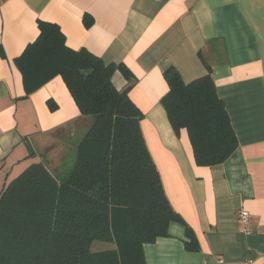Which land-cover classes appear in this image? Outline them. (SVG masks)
<instances>
[{
  "label": "crops",
  "instance_id": "1",
  "mask_svg": "<svg viewBox=\"0 0 264 264\" xmlns=\"http://www.w3.org/2000/svg\"><path fill=\"white\" fill-rule=\"evenodd\" d=\"M39 20L58 24L68 46L132 74L116 69L112 82L131 84L166 195L199 245L187 250L186 225L171 222L169 236L144 244L146 262L264 264V0H0V193L37 162L60 164L54 132L87 123L61 75L26 94L15 59L38 37ZM208 66L239 146L224 163L199 166L162 104L164 72L174 67L190 82ZM240 209L251 214L249 233Z\"/></svg>",
  "mask_w": 264,
  "mask_h": 264
},
{
  "label": "trees",
  "instance_id": "2",
  "mask_svg": "<svg viewBox=\"0 0 264 264\" xmlns=\"http://www.w3.org/2000/svg\"><path fill=\"white\" fill-rule=\"evenodd\" d=\"M84 21L93 22L88 14ZM38 26L36 40L15 59L26 94L61 75L87 123L82 134L78 129L70 167L37 162L1 191L0 264H149L144 244L169 236L171 222H186L166 195L142 131L144 114L128 95L131 84L118 89L112 82L116 69L130 81L132 74L68 46L58 24ZM164 77L162 104L174 131L186 130L196 164L227 161L239 140L211 67L190 82L174 67ZM186 230V249L199 250ZM96 241L115 246L95 250Z\"/></svg>",
  "mask_w": 264,
  "mask_h": 264
},
{
  "label": "rangeland",
  "instance_id": "3",
  "mask_svg": "<svg viewBox=\"0 0 264 264\" xmlns=\"http://www.w3.org/2000/svg\"><path fill=\"white\" fill-rule=\"evenodd\" d=\"M78 129L81 134L85 131L83 128H78V124H76V126L70 129L58 130L54 132V145H52L51 150L54 154L61 155L62 158L59 162L60 164H57V166L53 165V169L62 171L65 168L70 167L71 161L76 155ZM114 246L115 244L113 242L96 241L93 243V248L95 250L113 248Z\"/></svg>",
  "mask_w": 264,
  "mask_h": 264
},
{
  "label": "built area",
  "instance_id": "4",
  "mask_svg": "<svg viewBox=\"0 0 264 264\" xmlns=\"http://www.w3.org/2000/svg\"><path fill=\"white\" fill-rule=\"evenodd\" d=\"M238 217L240 220V223L242 224V231L245 233H249L251 231V214L248 210L245 209H240L238 212ZM263 255H264V250H263ZM247 264V263H245Z\"/></svg>",
  "mask_w": 264,
  "mask_h": 264
}]
</instances>
